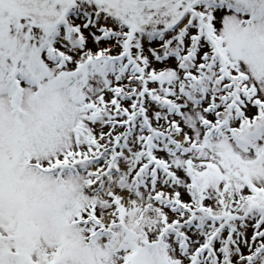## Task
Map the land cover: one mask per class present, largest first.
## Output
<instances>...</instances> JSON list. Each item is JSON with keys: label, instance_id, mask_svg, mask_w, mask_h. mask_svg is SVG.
Returning <instances> with one entry per match:
<instances>
[{"label": "snow or ice", "instance_id": "1", "mask_svg": "<svg viewBox=\"0 0 264 264\" xmlns=\"http://www.w3.org/2000/svg\"><path fill=\"white\" fill-rule=\"evenodd\" d=\"M0 264H264V0H0Z\"/></svg>", "mask_w": 264, "mask_h": 264}]
</instances>
